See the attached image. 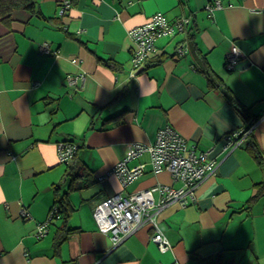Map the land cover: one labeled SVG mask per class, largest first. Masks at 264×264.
I'll return each instance as SVG.
<instances>
[{"label": "crops", "instance_id": "0c3cea01", "mask_svg": "<svg viewBox=\"0 0 264 264\" xmlns=\"http://www.w3.org/2000/svg\"><path fill=\"white\" fill-rule=\"evenodd\" d=\"M214 1L70 0L60 15L62 0H35L42 17L16 9L0 22V264H199L220 253L219 264H264V0H219L210 13ZM158 12L189 21L155 40L149 59L163 54L159 62L136 69L129 31ZM43 42L52 53L40 52ZM177 44L187 48L181 56ZM234 46L241 56L227 69ZM165 126L208 150L217 167L187 206L158 212L170 250L160 251L149 223L114 245L93 218L97 201L182 184L154 171L148 152L127 163L144 166L129 184L112 172L134 143L153 144ZM242 129L262 163L247 135L228 144ZM61 141L76 144L69 164L58 159ZM65 192L71 231L56 248L61 219L43 237L35 230Z\"/></svg>", "mask_w": 264, "mask_h": 264}, {"label": "built area", "instance_id": "2783aa9c", "mask_svg": "<svg viewBox=\"0 0 264 264\" xmlns=\"http://www.w3.org/2000/svg\"><path fill=\"white\" fill-rule=\"evenodd\" d=\"M69 6L70 0H62L59 14H64ZM220 7L219 0H215L213 4L205 5L206 10L210 13ZM188 21V17H181L170 22L162 13L158 12L146 23L131 28L129 34L135 43L132 57L134 68L142 67L147 55L156 51L155 40L157 38L174 32H183ZM186 49L183 44L179 45L176 50L177 55H183ZM39 50L44 54L52 53L49 45L44 42L39 46ZM240 56L239 48L232 47L226 55L225 67L232 69ZM80 77L82 79L83 76L80 75ZM77 79V77L68 76L67 82L75 84ZM248 132V130L242 129L232 133L228 137V144L233 147L239 145ZM76 149L74 142L61 141L57 146L59 161L66 164L71 163L75 157ZM144 152L150 154L154 171L166 170L173 180L180 181L182 184L178 187L155 184L138 191L115 193L97 201L93 206L92 215L99 231L109 234L114 245L119 244L128 235L135 232L139 226L149 223L154 229L153 241L160 251H166L170 250L172 246L158 226V212L173 202L184 207L193 201L196 189L207 176L214 173L217 162L209 157L208 150H199L196 144L189 143L175 129L165 126L157 131L153 144L134 143L133 149L114 166L112 172L119 177L123 185L129 184L143 172V164L129 167L127 163ZM155 194L158 196L157 198H155ZM55 211L56 209L52 208L48 219L36 226L35 236L43 237L47 233V226Z\"/></svg>", "mask_w": 264, "mask_h": 264}, {"label": "trees", "instance_id": "16d2710c", "mask_svg": "<svg viewBox=\"0 0 264 264\" xmlns=\"http://www.w3.org/2000/svg\"><path fill=\"white\" fill-rule=\"evenodd\" d=\"M16 9H24L28 11L31 15L42 17V14L37 9L35 0H0V22H4V23L10 22L12 18V13ZM172 34H175V32ZM172 34H166V35H172ZM179 45L181 44H177L175 48V52ZM155 46H156V43H155ZM157 51H158V48L156 46V51L147 55L148 57L145 60L146 64H150L151 62H155V61L159 62L163 58L162 57L164 56L163 54H160V55L157 54L153 61L149 59L150 58L149 56L155 55ZM176 56H179V55H176ZM241 108L244 110L242 106ZM243 115L250 122L249 124H252L254 122V119L250 121L249 115L246 112H243ZM247 139L249 140L247 144V149L251 152L252 156L259 163H262L261 156L258 152L257 146L255 145V143L253 142L251 138V135H247ZM263 190H264V182H262L259 191L262 192ZM67 194L68 192H65L64 194H62L58 199L54 201L52 207L50 208V210L52 208L56 209L55 213H53V218L50 220V222H52L53 219H59V220L61 219V224L57 227L55 231V236H54V244L56 248L61 244V242L67 237V235L71 231L69 228H67V221L71 215L73 208L69 203ZM221 256H222V253L218 254L215 258H211V257L197 258V261L199 264H219L220 262L219 260Z\"/></svg>", "mask_w": 264, "mask_h": 264}, {"label": "rangeland", "instance_id": "374dc122", "mask_svg": "<svg viewBox=\"0 0 264 264\" xmlns=\"http://www.w3.org/2000/svg\"><path fill=\"white\" fill-rule=\"evenodd\" d=\"M244 262H245V258L243 259V263L242 264H244Z\"/></svg>", "mask_w": 264, "mask_h": 264}]
</instances>
